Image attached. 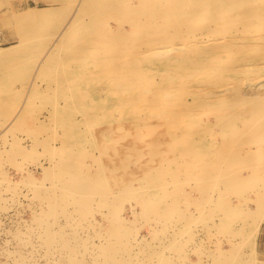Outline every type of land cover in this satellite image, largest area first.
<instances>
[{
    "label": "rangeland",
    "instance_id": "obj_1",
    "mask_svg": "<svg viewBox=\"0 0 264 264\" xmlns=\"http://www.w3.org/2000/svg\"><path fill=\"white\" fill-rule=\"evenodd\" d=\"M173 2L179 3L178 0H0V51H12L10 58L0 62V264H264V139H262V137L264 138V129H262L264 125V75L259 76L264 74V28L254 29L255 31L251 30L250 32L242 31V25L252 26L254 22L246 19L245 14L248 11L239 4V0H188L194 8L188 13L185 11V16L191 21L183 24L170 9L174 4ZM250 2L256 12H260L264 6V0H250ZM91 3H95L93 4L94 7L90 5ZM86 5H89V8L85 7ZM2 7H4L3 10H1ZM29 7L33 9L29 11ZM225 9L226 12L223 11ZM161 10L167 13L166 18L157 15V12ZM26 14L31 16L29 20L22 19ZM231 20L235 21V26H239L238 30L228 27V22ZM91 26L97 27L98 31H86ZM102 27L104 28L102 29ZM111 28L113 29L111 30ZM169 30L172 31L173 37L165 40L163 38L164 32ZM121 31H128L126 40L111 38V35L114 33L121 34ZM92 33L106 35L105 38L109 41L104 38L105 47L97 49V54H93L92 51L90 54L86 53L84 57L86 61L80 65H76V62L69 63L67 61L69 66L64 68L65 72L81 71L84 84H80L75 92L77 90L84 92L85 98L67 99L63 96L60 98L59 93L65 87L68 88V85L57 81L63 75L57 62L61 58L71 57L75 59L78 51L74 47L79 45V37ZM114 36L117 37V34ZM61 38H67L66 41L73 47L69 48L63 44L62 47L60 46L59 52L56 53L58 58L55 56V59L57 61L51 66L40 67L39 61L47 56V50L51 45L61 41ZM226 42H229L230 45H226ZM162 46H166L169 52L156 57L155 49ZM141 50L144 52L138 53ZM178 52L201 56L198 67L195 66L193 73H190L191 75L187 74L185 69L180 70L182 68L180 65L178 66L179 71L176 72L166 67V71H164V67L149 63L156 62L158 59L164 60ZM147 53L149 55L145 56ZM133 67L144 68L140 80L136 78L129 86L125 83L120 84L116 79H113V85L108 86L110 82L107 78L111 79V76L107 77V75L111 70L119 71ZM163 71L169 72L166 74ZM219 75L220 81L218 80ZM127 80L130 82V77H127ZM117 83L119 86H123L118 88ZM155 84L158 85V88H155L157 95L152 100L149 93L154 90ZM124 87L131 88L128 92L129 97H127L126 92L122 91L125 89ZM138 90L141 91L138 92ZM251 93L253 96H250ZM247 94L252 98L247 99ZM127 99L134 100V103L127 106L124 103L128 101ZM23 100L27 101L24 109V111L28 110L27 113L19 117L16 122L11 123L10 121L15 117L17 108ZM55 102L63 109V115L69 113L75 121L79 123L84 121L86 125H88L86 120H89L90 110H95L96 116L90 125V129L85 131L88 126L83 123L80 125L81 131L86 136L84 139L76 141L74 147L72 146L73 151H76L78 156L79 162L76 170L80 175H89L96 171L102 163H106V160L108 162V158L100 153V149L95 147V137L98 133L109 130V119L117 118L120 121L110 125L116 128L113 129L115 131L107 132V135L103 133L109 142L116 140L123 134L126 138H122L119 145L126 146L129 143L145 149L150 143L159 142L162 136V142L165 143L168 152H171L174 149L179 151L178 149L181 148L179 144H177L178 146L175 145L174 139L176 135L182 137V133L184 147L189 146L190 150L195 152L196 158L194 160L200 162L199 165L203 163L215 165L219 162L218 155L220 156L221 151L223 155H226L227 160L221 165L222 167H219L221 169L214 168L219 173L212 170L213 168L208 170L210 180L209 175H204L207 170H204L202 166L189 169L188 174H186L185 166H182L183 170L181 168L180 173H183L180 174V179L186 181L183 182L182 180V184L176 188L178 192L170 196V200H168L169 202L175 201L176 205L179 203L177 207L183 212L180 211L182 214L176 213V216L172 214L171 218L159 217L152 209L143 208L139 203L140 194L137 192L132 194L133 196L121 197L120 203L116 202L115 207H121L124 202L122 213L131 218L129 205L131 204L137 212L136 221L135 223L131 222L130 225L133 229L126 234V238L124 236L115 238L118 242L114 246V259H120L108 261L107 254L104 255L101 251V248L108 245V241L104 239L108 237V233L103 235L109 226V223L103 218V214L108 212L106 207H101L100 204L93 206L95 204L93 203L92 209L94 210L90 207L86 211L87 213L81 212V214L73 212L75 209L70 206L60 205L56 211V209H51V205H48L46 196L47 194L48 196L51 195L44 191L55 187L57 185L55 182L60 183L62 181L59 178L54 180L51 176L40 175L38 172L39 165L40 163L48 164L47 162L53 160V157L58 159L65 156L62 153L56 156L57 153L54 154V151L51 150L52 145L59 147L65 139V128L61 125L59 112H55ZM255 108L260 109V111H255ZM158 115L161 117L156 118ZM142 117L144 119L151 118L152 121L148 120L147 123L157 124L153 125L157 131L153 132L148 127L142 126L143 122L138 120ZM174 121L178 124H175ZM9 122L12 126L6 129L5 127ZM159 122L160 124L163 123L160 128ZM122 125L124 130L121 129ZM208 127H211L213 132L209 131L211 128L208 129ZM246 128L254 130L253 133L255 134L250 135L251 130ZM243 129L245 131L242 134H245L246 139L243 135L238 137ZM259 131L263 132L259 133ZM246 133L250 135L249 138ZM257 134L262 135V137ZM237 137L241 141L243 138V142L240 140L237 142L238 145L235 143V140H238ZM14 139L20 140L26 147L20 149L13 142ZM246 141L248 144L250 143L249 146L244 143ZM143 142L144 144H141ZM188 142L190 144L187 145ZM241 144L244 146L241 147ZM221 145L227 147L223 149ZM235 145L241 147L242 152ZM94 153L96 154L94 155ZM243 153H246L245 155L248 153V155L245 156ZM237 154L238 156L242 155V161L237 159L240 158L237 157ZM229 156L232 158L230 159ZM235 156L238 162L234 161ZM246 157L247 159H243ZM255 158H258V161ZM233 162H237V164L235 165ZM136 164L132 165L129 170H124L117 178V180L119 179L116 180L117 185L120 188L117 187L116 189L140 188L144 185L148 176L144 172L141 161ZM224 167L226 169H223ZM258 167L260 168L258 169ZM23 169L33 172L35 176L37 175L38 180L34 182L26 180V173ZM204 176L206 177L204 178ZM197 177L202 182L204 181L205 185L200 183V179ZM195 179H199L198 182ZM204 179L207 180L208 184L210 183L208 186ZM217 179L220 181L218 182ZM34 183L37 184V187H33ZM212 183H216L215 185L218 187ZM197 185L202 186L198 189ZM41 186H47L45 187L47 189ZM207 188L210 192L207 191ZM41 191L43 194L40 193ZM204 192L208 194L202 195ZM223 193L225 196L222 198ZM195 194L202 195L203 197H200L205 201H201L200 197ZM25 197L27 199H24ZM204 197L205 199H203ZM200 202L201 205L197 204ZM206 202L211 209L208 206L205 208ZM198 205H200L199 208ZM202 205L208 209V213ZM188 209H190L189 212ZM200 209H203L208 215ZM37 210L43 212L40 213ZM66 210L69 214L66 213ZM210 210L214 211L213 214ZM49 211L54 213L50 214ZM200 212L202 215L199 216L198 213ZM209 214H212L213 217ZM209 216L210 218L207 219ZM93 217L97 219V223L96 221L91 222ZM188 217L190 218L187 221ZM170 219L172 221H169ZM259 220L261 221L257 227L255 221L257 223ZM195 221L197 222L195 223ZM77 222H80L81 225ZM189 226L190 228H188ZM49 229L54 232L56 230V233L59 234L50 233L49 236ZM135 229H139L144 239L138 247H131L128 237L130 238L135 233ZM98 232L102 233L98 236ZM60 235H64L66 238L67 247L65 248L61 247ZM168 235L169 237H167ZM86 241L93 243L92 246L88 242L85 243ZM96 242H99V246L96 245ZM104 244L106 245L104 246ZM173 246L174 248H172ZM194 252L195 254H193ZM91 258L92 261H95L92 262ZM124 258L128 261L126 262Z\"/></svg>",
    "mask_w": 264,
    "mask_h": 264
},
{
    "label": "bare ground",
    "instance_id": "obj_2",
    "mask_svg": "<svg viewBox=\"0 0 264 264\" xmlns=\"http://www.w3.org/2000/svg\"><path fill=\"white\" fill-rule=\"evenodd\" d=\"M174 1H177V0H174ZM179 1V3H174L172 6H171V10L175 13V16H176V18H178L179 20H180V23H187V22H190L191 21V19L190 18H187L185 15H186V13H185V11L188 13V11H190L191 9H193L194 8V6L192 5V4H190L189 2H188V0H178ZM78 2V1H77ZM111 2V1H110ZM162 2V1H161ZM169 3V2H168ZM78 4V3H77ZM93 4H95V3H91L90 5H92L93 6ZM129 4V3H128ZM170 4V3H169ZM169 4H168V6H169ZM172 4V3H171ZM181 4V5H180ZM183 4V5H182ZM239 4L241 5V6H243V7H245L246 9H247V11L248 12H246V14H245V16H246V19L247 20H252L251 22L253 23L254 22V24L252 25V26H250V25H242L241 26V28H242V31L244 32H250L251 30H254V29H261L262 27L264 28V6L261 8V10H260V12H256V10H254L253 9V6H252V4H251V2H250V0H239ZM89 6V5H88ZM87 5L85 6V7H88ZM100 6V5H99ZM108 6V5H107ZM140 6V5H139ZM94 7V6H93ZM101 7V6H100ZM261 7V6H260ZM89 8V7H88ZM90 8H91V6H90ZM112 8V7H111ZM31 9H33V8H30L29 7V11L31 10ZM168 9H169V7H168ZM89 10V9H88ZM224 12H226L227 10L225 9V10H223ZM85 12V11H84ZM83 12V13H84ZM88 12H90V11H88ZM93 12V11H92ZM145 12V11H144ZM259 13V14H258ZM155 15V14H154ZM157 15L159 16H162L163 18H166L167 17V13L164 11H159V12H157ZM237 17V16H236ZM31 18V16L30 15H24V17H22V19L23 20H29ZM184 18H187V19H184ZM131 19V18H130ZM109 21V20H108ZM115 21V20H114ZM116 22V21H115ZM133 22H135L134 20H133ZM137 24V23H136ZM135 24V25H136ZM228 27L229 28H231V29H233V30H238V28H239V26L237 27V26H235L234 24H236L235 23V21L234 20H231L230 22H228ZM232 25H234V26H232ZM104 27H102V29H103ZM108 28H110V27H108ZM107 28V29H108ZM121 28V27H120ZM136 28V27H135ZM135 28H133V30H135ZM64 29V28H63ZM113 28H111V30H112ZM130 29H132V28H130ZM183 29V28H182ZM181 29V30H182ZM231 29H227V30H231ZM101 30V29H100ZM111 30H108L109 32L111 31ZM116 30H119V29H116ZM86 31H91V32H96V31H98V29H97V27H93V26H91V27H88V29H86ZM120 31V30H119ZM118 31V32H119ZM125 31V30H124ZM122 32L121 31V34H119V33H114V34H117V37L116 36H114V34L113 35H111V38H118V39H124V40H126L127 38H128V34H127V32L128 31H130V30H128L127 32ZM132 31V30H131ZM255 31V30H254ZM61 32V31H60ZM63 32V31H62ZM130 33V32H129ZM137 34V32L135 33V35ZM173 33H172V31H166V32H164V39L165 40H169V39H171L172 37H173V35H172ZM197 34V33H196ZM83 35V34H82ZM84 36V35H83ZM83 36H81V37H79V45H77L76 47H74L75 49H76V51H78V54H77V56H76V58L74 59V58H71V57H69V58H67V59H60V60H58V62H57V64H58V66L60 67V70L62 71V74L63 75H61V78H59L57 81H59L61 84H66V85H68V88H66L65 87V89L61 92V93H59V96H60V98H62L61 96H63V97H65V98H82V97H84L86 94L84 93V92H79L78 90L75 92V90H76V88L80 85V84H84L83 83V75H82V73H81V71L80 70H77L76 72H74V71H72V72H65L66 70L64 69L66 66H69V63H73V62H76V65H80V64H82V63H84L86 60H85V55H86V53L88 54H90V52L92 51L93 52V54H97L96 52H98V51H96L97 49H101V48H104L105 47V45H106V42H105V37H106V35L105 34H95V33H92V34H85V36L83 37ZM130 36H133V35H130ZM148 37V36H147ZM147 37H146V40H147ZM150 37V36H149ZM254 37V36H253ZM56 38H58V37H56ZM105 38V39H104ZM227 38V37H226ZM62 39V38H61ZM203 39H204V37H203ZM56 40V39H55ZM60 40V39H59ZM67 40V38H65V39H62L61 41H57V42H54L53 43V45H51V47L47 50V56L44 58V59H41V61H39L40 63H39V65H40V67H47V66H51V64L52 63H55L56 61H57V59H55V56L58 58V56L56 55V53L57 52H59V49H60V46L62 47L63 46V44H65V46H67V47H69V48H71V47H73L72 45H69V43L66 41ZM69 40H73V39H69ZM107 40V39H106ZM223 40V39H222ZM107 41H109V40H107ZM135 41V40H134ZM153 42H154V40H153ZM186 42V41H185ZM151 43V42H150ZM180 43V42H179ZM179 43H177V44H179ZM197 43V42H196ZM181 44V43H180ZM179 44V45H180ZM116 45V44H115ZM173 45H175V44H173ZM172 45V46H173ZM193 45V44H192ZM226 45H230V43L229 42H226ZM141 46V45H140ZM176 46V45H175ZM181 46V45H180ZM180 46H178L179 48H180ZM184 46V45H183ZM226 47V46H225ZM199 49H201V48H199ZM151 50H153L152 48H151ZM156 50V52H155V54H156V57H158V56H161V55H164V54H166V53H168L169 52V50H168V48L166 47V46H162V47H158V48H156L155 49ZM144 51H139L138 53H143ZM11 53H12V51H10V50H6V51H0V62L1 61H4V60H6V59H8V58H10L11 57ZM46 54V53H45ZM138 55V54H137ZM149 54L147 53V54H145V56H148ZM151 55V54H150ZM40 57V56H39ZM106 58H108V57H106ZM201 58V56L200 55H196V54H192V53H186V54H181V53H177V54H175V55H172V56H170V57H167L166 59H164V60H159L158 59V61H152V62H149L151 65H154V64H158V65H160V66H162V67H164V71H166L165 69L167 68V69H172L173 71H179V68H178V66L180 65V66H182V68L180 69V70H182V69H185L186 70V73L187 74H190L191 72L193 73V71H194V68H195V66L196 67H198V64H199V62H200V59ZM84 59V60H83ZM127 59V58H126ZM256 60V59H255ZM260 60V59H259ZM259 60H258V62H259ZM262 60V59H261ZM69 63H68V62ZM254 61V60H253ZM256 62V61H255ZM38 63V62H37ZM260 63V62H259ZM128 64V63H127ZM98 65V64H97ZM260 65V64H259ZM36 66V65H35ZM244 66V65H243ZM166 67V68H165ZM221 67V66H220ZM218 68V67H217ZM35 69V68H34ZM33 69V70H34ZM144 69V68H143ZM143 69H141V68H135V67H133V68H124V69H118L119 71H110L109 73H108V75H107V77L109 76H111V79L110 78H107V80H108V82H110V85H108L109 87H111L113 84V79H116L117 81H118V83H120V84H128L129 86H130V84H132V82H134V80L137 78L138 80H140L141 79V77L143 76ZM204 69V68H203ZM198 70V69H197ZM163 71V72H164ZM211 71H213V70H211ZM216 71H217V69H216ZM168 72L169 71H167V72H164V73H166V74H168ZM214 72V71H213ZM264 72V71H263ZM212 73V72H211ZM213 74V73H212ZM215 74V73H214ZM170 75H172L173 76V74H170ZM191 75V74H190ZM264 74H262V75H259L260 77L261 76H263ZM162 76V75H161ZM160 76V77H161ZM199 76V75H198ZM127 77H130V82H129V80H127ZM168 77V76H167ZM178 77H180V76H178ZM216 77H217V75H216ZM214 78H215V76H214ZM220 75H219V77H218V80L220 81ZM239 78V77H238ZM32 79V78H31ZM102 79H104L103 77H102ZM101 79V80H102ZM106 80V79H105ZM87 81V80H86ZM159 81V80H158ZM225 81V80H224ZM180 82H181V80H180ZM236 82H237V80H236ZM242 82H243V80H242ZM118 83L116 84V85H118ZM86 84V83H85ZM178 84H180V83H178ZM31 85V84H30ZM115 84H114V86L115 87H117ZM227 85V84H226ZM123 86V85H122ZM122 86H119L118 85V88L119 87H122ZM158 85H156L155 84V86H154V90L151 92V93H149L150 94V98L153 100V98H155V96L157 95V92H156V90H155V88H158L157 87ZM151 87H153V86H151ZM195 87H197V86H195ZM125 88V87H124ZM130 87H128V88H125V89H122V91H124V92H126L127 94V97H129V95L130 94H128V92L130 91V89H129ZM188 89H189V87H187ZM136 89V88H135ZM176 89V88H175ZM207 89V88H206ZM253 89V88H252ZM137 90V89H136ZM139 91H141V90H138V92ZM147 92H148V90H146ZM247 91V90H246ZM256 91H257V89H256ZM136 92V91H135ZM150 92V91H149ZM196 92V91H195ZM245 92V91H244ZM262 92V91H261ZM245 94V93H244ZM252 94V93H251ZM260 94V93H259ZM258 94V95H259ZM26 95V94H25ZM58 95V94H57ZM116 95V94H115ZM250 95V94H249ZM247 96H248V94H247ZM250 96H253V94L252 95H250ZM250 96H248L247 97V99H249V98H252V97H250ZM85 98V97H84ZM143 98V97H142ZM146 98V97H145ZM138 99V98H137ZM140 99V98H139ZM144 99V98H143ZM142 99V100H143ZM90 100V99H89ZM92 100V99H91ZM128 101L127 102H124L127 106H130L132 103H134V100H130V99H127ZM93 101V100H92ZM160 101V100H159ZM144 102V101H143ZM149 102V101H148ZM155 102V101H154ZM174 102V101H173ZM26 104H27V101L26 100H23L21 103H20V105L18 106V108H17V111H16V115H15V117L12 119V121H10L11 123L12 122H16L18 119H19V117H21V116H23L24 114H26L27 113V111L28 110H26V111H24V109H25V107H26ZM55 104V112L56 113H58L59 112V115H60V121H61V125H63L64 127L63 128H65V132H64V137H65V139H64V142H62L61 144H60V146L58 147V146H54V145H52L53 146V148H51V150H53L54 152V154L55 153H57V154H55L56 156H58L59 154H64L65 156L64 157H60V156H62V155H60L59 157L60 158H58V159H54V157H53V160H49L47 163L48 164H43V163H40V167L38 168L39 170H38V172H39V174L40 175H42V176H51V177H53L54 178V180L55 179H60V181H62V182H60V183H57V182H55V187H53V188H49V189H47V188H45V187H47V186H45V187H43V186H41L42 188H45V189H47L46 191H44V192H46V193H49V195H51V196H48V194H47V196H46V198L48 199V205H51L50 207H51V209L52 210H55L57 207H59L60 205H65V206H67V207H73L75 210L73 211V212H78V213H81V212H86L90 207H91V209H92V204L93 203H95L93 206H95L96 204L97 205H101V207L102 206H104V208L106 207L108 210V212L107 213H105V214H103V218L104 219H106V221L109 223V226L107 227V229L104 231L105 232V234H103V235H106V232L108 233V237H105L104 239L106 240V241H108V245L106 246V247H103V248H101L102 250V252L104 253V255H106V257L109 259L108 261H113V259H114V246H116L115 244L118 242V241H116V239L117 238H120V237H125L126 236V234H128V233H130V231L133 229L132 227H131V222H134L135 223V216H136V210H135V208H134V206H132L131 204H129L130 205V215H131V218H129V217H126V216H124V214L122 213L123 212V210H124V208H123V203L121 204V207H115V203L116 202H119L120 201V199H122L121 197H123V196H131L132 194H134L135 192H137V193H139L140 194V196H139V203L142 205V207L143 208H148V209H152L153 210V212H156V214H158L157 216H159V217H163V218H166V217H170L172 214L173 215H175L176 216V213H178V212H180V211H182L183 212V210H179V208L177 207L178 205H179V203H178V205H176V202L175 201H172V202H169V200H170V196H173V194H176V192H178V190L176 189V188H178V185H181L182 184V180L183 179H180V174L181 173H183V172H181L180 173V170H181V168H182V166H185V171L187 170V172H186V174H188L189 173V169H194L195 167L196 168H200V166H202V168H204V170L206 169L207 171L204 173V171H203V173H204V175H209V180H210V173L208 172V170H210V169H212V170H215L214 168L216 167L218 170L219 169H221V168H219V167H222L221 165L222 164H224L225 162H226V160H227V157H226V155H223L222 154V151L220 152V156L218 155V157H219V159H218V161L219 162H217L215 165H212V164H209V163H203L202 165H199V163L200 162H196L194 159L196 158V156L194 155L195 154V152L193 151V150H190V147L189 146H187V148H185L184 147V143H183V141L184 140H182L183 138V134L181 133V135H182V137H180V136H178V135H176V137H175V139H174V143H175V145H177V144H179L180 146H181V148H179L178 150L179 151H177L176 149H174V150H172V148H169V149H171L172 151L171 152H168V150L166 149V147H165V143L164 142H162V136H161V139H160V141L159 142H157V143H150V145L149 146H147V147H145V149H143V148H139V147H137L136 145V147L135 146H133V145H131V144H129V143H127V145L125 146V145H119V143H121L122 142V138L124 139V138H126L123 134L121 135V136H124V137H121V136H119V137H117V139L116 140H112V141H108V139H107V137H106V133L107 132H110V131H115V130H113V129H116V128H113L112 126H110V125H112V124H115L116 122H118V121H120L119 120V118H117V119H109V130H104V132L103 133H105V134H103V133H98V135H96V137H95V140H96V148H98V149H100V153H102V154H104L105 155V157H107L108 158V162H107V160H106V163L104 162V163H102L101 164V166H99L97 169H96V171H94V172H92L91 174H89V175H80V174H78V172H77V170H76V168H77V164H78V156L76 155V151H73L74 149L72 148V146L74 147V143L76 142V141H80V140H82V139H84V137L86 136L82 131H81V129H80V125H82V123L85 125V126H88V129H86L85 131H87V130H89L90 129V125L92 124V121H94V118H95V116H96V113H95V110L94 109H91L90 111V113H89V120H86V123L88 124V125H86L85 124V122L84 121H80L81 123H79V122H77V121H75L73 118H72V115L71 114H69V113H66V115H63V109L59 106V104L57 103V102H55L54 103ZM120 104V103H119ZM124 104V105H125ZM140 104V103H139ZM153 104V103H152ZM151 104V105H152ZM171 106V105H170ZM175 106V105H174ZM179 106V105H178ZM88 107V106H87ZM90 107V106H89ZM133 107V106H132ZM134 108V107H133ZM136 108V107H135ZM166 108V107H165ZM211 108V107H210ZM141 109V108H140ZM147 109V108H146ZM146 109H145V111H146ZM156 109H158V108H156ZM139 110V109H138ZM169 110V109H168ZM171 110H172V108H171ZM171 110H170V112H171ZM258 109H256L255 108V111H257ZM67 111V110H66ZM133 111V110H132ZM176 111V110H175ZM236 111H237V109H236ZM258 111H260V109L258 110ZM187 112V111H186ZM223 112V111H222ZM248 112V111H247ZM49 113H51V111H49ZM133 113V112H132ZM157 113V112H156ZM95 114V115H94ZM97 114H99V113H97ZM158 114H160L159 112H158ZM169 114V113H168ZM215 115H217L216 113H214ZM137 115V114H136ZM140 115H141V113H140ZM153 116V115H152ZM155 116V115H154ZM160 115H158V116H156V118H158ZM172 116V115H171ZM219 116V115H218ZM161 117V116H160ZM159 117V118H160ZM173 117V116H172ZM222 117V116H221ZM242 117V116H241ZM262 117H263V115H262ZM261 117V118H262ZM215 118V117H214ZM244 118V117H243ZM189 119H190V117H189ZM192 119V118H191ZM215 119H217V117L215 118ZM223 119V118H222ZM138 120L139 121H141V122H143L142 123V126H146V127H148L149 129H151L150 131H157L156 130V128H155V126H153V125H157V124H150V123H147L148 122V120H151V118L150 119H144L143 117L142 118H138ZM159 120V119H158ZM166 120V119H165ZM169 120V119H168ZM138 121V122H139ZM152 121V120H151ZM157 121V120H156ZM8 123L7 125H6V129L8 128V127H10V126H12V124L11 123ZM175 122V124L177 123L176 121H174ZM188 122H190V121H188ZM218 122V121H217ZM128 123V122H127ZM133 123V122H132ZM147 123V124H146ZM153 123V122H152ZM157 123V122H156ZM168 123H169V121H168ZM171 124H172V122H170ZM215 123V122H214ZM254 123V122H253ZM125 124V123H124ZM161 124H163V123H161ZM161 124H160V122H159V128H160V126H161ZM166 124V123H165ZM171 124L169 125V127L171 126ZM174 124V123H173ZM174 124V125H175ZM178 124V123H177ZM255 124V123H254ZM125 125H127V124H125ZM103 126H105V125H103ZM123 126V125H122ZM121 126V127H122ZM163 126V125H162ZM161 126V127H162ZM191 126V125H190ZM213 126H214V124H213ZM253 126V125H252ZM251 126V127H252ZM98 127H100V126H98ZM212 127V126H211ZM210 127V128H211ZM126 128V127H125ZM127 128H129V127H127ZM187 128V127H186ZM185 128V129H186ZM190 128V127H189ZM209 127H208V129H210ZM248 128H249V126H248ZM248 128H246V129H248ZM253 128V127H252ZM255 128V127H254ZM122 130H124V126L121 128ZM138 129V128H137ZM136 129V130H137ZM163 129V128H162ZM191 129V128H190ZM262 129H264V125L262 126ZM93 130H94V128H93ZM118 130H119V128H118ZM134 130V129H133ZM159 130V129H158ZM173 130V129H172ZM207 130V129H206ZM214 130V129H213ZM249 131H250V135H253V134H255V133H253V132H255L254 130L252 131V129H248ZM256 130V129H255ZM81 131V132H80ZM95 131H97L96 129H95ZM130 131V130H129ZM171 131V130H170ZM208 131V130H207ZM209 131H212V128L209 130ZM208 131V133L210 134V132ZM242 132L241 133H239V136L238 137H242V135H243V137H245L244 135L245 134H242L243 133V131H245L244 129L243 130H241ZM249 131H246V132H248L249 133ZM56 132V131H55ZM120 132H122L121 130H120ZM123 132H126V131H123ZM131 132V131H130ZM163 132H164V130H163ZM174 132V131H173ZM213 132V131H212ZM238 132V131H237ZM251 132H252V134H251ZM256 132H258V131H256ZM263 131H259V133H262ZM127 133V132H126ZM129 133V132H128ZM150 133V132H149ZM149 133H148V135H149ZM215 133V132H214ZM248 133H246V135L248 134ZM47 134V133H46ZM240 134H241V136H240ZM136 135V134H135ZM139 135V134H138ZM141 135V134H140ZM143 135V134H142ZM145 135V134H144ZM238 135V134H237ZM249 134H248V138H249V136H250ZM257 135H260V134H257ZM130 136V135H129ZM190 136V135H189ZM232 136V135H231ZM114 137V136H113ZM142 137V136H141ZM146 137V136H145ZM169 137V136H168ZM188 137V136H187ZM211 137V136H210ZM223 137H224V135H223ZM238 137H237V139H238ZM259 137H262V135H260ZM247 138V139H248ZM139 139V141H140V138H138ZM187 139V138H186ZM229 139H231L232 140V138H229ZM236 139V138H235ZM245 139H246V137H245ZM262 139H264L263 137H262ZM149 140V139H148ZM151 140H153V139H151ZM155 140V139H154ZM159 140V139H158ZM166 140V139H165ZM241 141V139L239 138L238 140H235L236 142V144H237V142H240ZM150 141V140H149ZM194 141H195V139H194ZM245 141V140H244ZM14 143H16L17 145H18V147L20 148V149H23L24 147H26V146H24L23 144H22V142L20 141V140H18V139H14V141H13ZM190 142H192L191 140H190ZM190 142H188L187 143V145L188 144H190ZM231 142V141H230ZM229 142V143H230ZM241 142H243V138H242V141ZM250 142V141H249ZM260 141L258 140V143H259ZM124 143V142H123ZM192 143H194V142H192ZM223 143V142H222ZM233 144H234V142H232ZM232 143H231V146H232ZM245 144L247 143V141L246 142H244ZM253 143V142H252ZM251 143V144H252ZM141 144H144V142L143 143H141ZM239 144V143H238ZM237 144V145H238ZM248 144V143H247ZM49 145H51V144H49ZM167 145V144H166ZM195 145V144H194ZM237 145H235V146H237ZM250 145V143L248 144V146ZM86 146V145H85ZM139 146V145H138ZM178 146V145H177ZM196 146V145H195ZM194 146V147H195ZM222 146V145H221ZM230 146V145H229ZM244 145H242L241 144V147H243ZM246 146V145H245ZM247 146V147H248ZM88 147V146H87ZM173 147V146H172ZM225 147H227V146H225ZM225 147H223L222 146V148L223 149H225ZM233 147V146H232ZM237 147H239V146H237ZM241 147H239V149L241 148ZM32 149H33V147H31ZM30 148V149H31ZM196 148H197V146H196ZM26 149V148H25ZM30 149H29V151H30ZM95 149V148H94ZM97 150V149H96ZM19 151V150H18ZM218 151V150H217ZM233 151H235V150H233ZM238 150H236V152H237ZM240 151H241V149H240ZM49 152V151H48ZM50 152H52V151H50ZM232 152V151H231ZM235 152V153H236ZM239 152V151H238ZM242 152V151H241ZM226 153V152H225ZM46 154H48V153H46ZM96 153H94V155H95ZM227 154H228V151H227ZM239 154H240V152H239ZM244 154V153H243ZM246 154V153H245ZM244 154V155H245ZM54 155V156H55ZM232 155V154H231ZM243 155V156H244ZM247 155H248V153H247ZM247 155H245V156H247ZM48 156H51V155H48ZM53 156V155H52ZM228 156V155H227ZM250 156H251V154H250ZM201 157H202V155H201ZM230 157V159L233 157V155H232V157L231 156H229ZM237 157H240V158H237V159H239V160H241V158H242V155H240V156H238V154H237ZM42 158V157H41ZM57 158V157H56ZM87 158V157H86ZM203 158V157H202ZM205 158V157H204ZM252 158V157H251ZM243 159H247V157L246 158H243ZM253 159H254V157H253ZM256 159V158H255ZM258 159V158H257ZM256 159V160H257ZM44 160V159H43ZM204 160V159H203ZM216 160V159H215ZM236 160V156H235V158H234V161ZM85 161V160H84ZM102 161V160H101ZM139 161H141V164H143V169L145 170L144 172H146V174H147V179H146V181H145V183H144V185L143 186H141L140 188H131V187H128V189H124V190H119V189H116L117 187H119L118 185H117V181L119 180H117V178L122 174V172L124 171V170H129L130 169V167L132 166V165H135L136 163H138ZM237 161V160H236ZM242 161V160H241ZM255 161V160H254ZM253 161V162H254ZM258 161V160H257ZM41 162V161H40ZM204 162V161H203ZM208 162V161H207ZM212 162V161H211ZM210 162V163H211ZM230 162V161H229ZM238 162V161H237ZM237 162H233L235 165L237 164ZM261 162V161H260ZM45 163V162H44ZM94 163V162H93ZM197 163V164H196ZM219 163V164H218ZM246 163H247V161H246ZM256 163V162H255ZM240 164H241V162H240ZM244 164V163H243ZM254 164V163H253ZM264 164V163H263ZM88 165H89V163H88ZM94 165V164H93ZM196 165V166H195ZM256 165V164H255ZM136 166H138L137 164H136ZM230 166V165H229ZM248 166V165H247ZM254 166V165H253ZM258 166V165H257ZM260 166V165H259ZM23 167V166H22ZM231 167V166H230ZM246 167V166H245ZM245 167H243V168H245ZM21 168V167H20ZM195 168V169H196ZM254 168H256L255 166H254ZM260 167H258V169H259ZM223 169H226L225 167L223 168ZM222 169V170H223ZM249 169V168H248ZM263 169H264V167H263ZM88 170V169H87ZM182 170H183V168H182ZM231 170H232V168H231ZM230 170V171H231ZM235 170V169H234ZM241 170V169H240ZM247 170V169H246ZM245 170V171H246ZM262 170V169H261ZM23 171L26 173V180H28V181H32V182H34V181H36V180H38V178L34 175V173L33 172H31V171H29V170H27V169H23ZM22 171V172H23ZM233 171V170H232ZM232 171L230 172V173H232ZM239 171V170H238ZM134 172V171H133ZM190 172H192V171H190ZM215 172L216 173H219L217 170H215ZM221 173H222V171H220ZM263 172V171H262ZM139 173H140V171H139ZM200 173H201V170H200ZM226 173V172H225ZM227 173H229V172H227ZM250 173V172H249ZM138 174V173H137ZM184 174H185V172H184ZM185 174V175H186ZM192 174V173H191ZM234 174H236V173H234ZM240 174V173H239ZM248 174V173H247ZM220 175V174H219ZM190 176V175H189ZM188 176V177H189ZM194 176H196V175H194ZM206 176H204V178L206 177ZM244 176V175H243ZM187 177V178H188ZM202 177V176H201ZM215 177H217V176H215ZM214 177V178H215ZM245 177V176H244ZM244 177H243V179H244ZM24 178H25V175H24ZM185 178V177H184ZM193 178V177H192ZM197 178H199V177H197ZM213 178V177H212ZM213 178V179H214ZM200 179V178H199ZM199 179H195L196 180V182H198L197 180H199ZM206 179H208V178H206ZM212 179V180H213ZM220 180L222 179V178H219ZM42 180V179H41ZM117 180V181H116ZM180 180H181V182H180ZM205 180V179H204ZM218 180V179H217ZM220 180H218V182L220 181ZM224 180V179H223ZM245 180H247V179H245ZM58 181V180H57ZM126 181V180H125ZM184 181H186V180H183V182ZM200 181V183L202 182V180L200 179L199 180ZM206 181V185L208 186L209 184H208V182H207V180H205ZM216 181V180H215ZM52 182L54 183V181L52 180ZM120 182H121V179H120ZM123 182V181H122ZM195 183V182H194ZM202 183H204V181L202 182ZM222 183V182H221ZM241 183H244V182H241ZM30 184V183H29ZM28 184V185H29ZM195 184H199V183H195ZM212 184H214V183H212ZM216 184V183H215ZM214 184V185H215ZM238 184V183H237ZM32 185V184H31ZM34 186L33 187H35L36 185H35V183L33 184ZM48 185V184H47ZM203 185H205V183L203 184ZM213 185V186H214ZM220 185V184H219ZM53 186H54V184H53ZM202 186V185H201ZM201 186H198L197 185V188L199 189ZM212 186V187H213ZM215 186H217V185H215ZM32 187V188H33ZM37 187V186H36ZM218 187V186H217ZM120 188V187H119ZM215 188V187H214ZM37 189H39V188H37ZM180 189V188H179ZM182 189V188H181ZM197 189V190H198ZM208 190L207 191H209V188H207ZM215 189H217V188H215ZM219 189V188H218ZM205 191H206V189H204ZM210 190H211V188H210ZM255 190V189H254ZM200 191V190H199ZM202 191H203V189H202ZM213 191V190H212ZM220 191V190H219ZM251 191H253V190H251ZM183 192H184V190H183ZM198 192V191H197ZM210 192V191H209ZM224 192V191H223ZM40 193H42V191L40 192ZM202 193V192H201ZM206 192H204L202 195H205L206 196V194H208V193H206ZM226 193V192H225ZM234 193V192H233ZM252 193V192H251ZM43 194V193H42ZM199 194H200V192H199ZM211 194V193H210ZM26 195V194H25ZM67 195V196H66ZM196 195V194H195ZM198 195V194H197ZM196 195V196H197ZM202 195H200L201 197H203ZM216 195V194H215ZM228 195V194H227ZM257 195V194H256ZM31 196V195H30ZM39 196V195H38ZM133 196V195H132ZM176 196V195H175ZM180 196V195H179ZM183 196V195H182ZM191 196V195H190ZM199 195H198V197H200ZM211 196V195H210ZM223 196H225L224 195V193H223V195L221 196L222 198H223ZM235 196V195H234ZM24 197V196H23ZM197 197V198H198ZM201 197L199 198V199H201ZM239 197V196H238ZM257 197V196H256ZM32 198V197H31ZM125 198V197H124ZM127 198V197H126ZM132 198V197H131ZM135 198V197H134ZM175 198H177V197H175ZM184 198V197H183ZM207 198V197H206ZM226 198V197H225ZM24 199H27L26 197L24 198ZM133 199V198H132ZM169 199V200H168ZM172 199V198H171ZM203 199H205V197L203 198ZM209 199H210V197H209ZM227 199V198H226ZM239 199V198H238ZM237 199V200H238ZM242 199V198H241ZM33 200V199H32ZM39 200V199H38ZM130 200V199H129ZM181 200H182V197H181ZM180 200V201H181ZM186 200V199H185ZM214 200V199H213ZM37 201V200H36ZM43 201V200H42ZM183 201H184V199H183ZM201 201H205V200H202L201 199ZM206 201L208 202V199H206ZM211 201V200H210ZM209 201V202H210ZM38 202V201H37ZM39 202H40V200H39ZM182 202V201H181ZM195 202V201H194ZM206 202V207L205 208H207V206L209 205L208 203ZM248 202V201H247ZM47 203V202H46ZM120 203V202H119ZM125 203H127V202H125ZM43 204V203H42ZM197 204H200L201 205V202L200 203H197ZM240 204V203H239ZM238 204V205H239ZM34 205V204H33ZM39 205H41V204H39ZM43 205H45V204H43ZM200 205H198V208L200 207ZM204 205V204H203ZM202 205V206H203ZM213 205V204H212ZM232 205V204H231ZM241 205V204H240ZM28 206V205H27ZM189 206V205H188ZM201 206V207H202ZM30 207V206H29ZM98 207V206H97ZM195 207V206H194ZM193 207V208H194ZM197 207V206H196ZM220 207V206H219ZM226 207V206H225ZM203 208H204V206H203ZM204 208V209H205ZM208 208H210L209 206H208ZM214 208V207H213ZM221 208H224V207H221ZM40 209H42L41 207H40ZM39 209V210H40ZM45 209V208H44ZM95 209H98V208H95ZM211 209V208H210ZM228 209V208H227ZM23 210V209H22ZM35 210V209H34ZM92 210H94V209H92ZM99 210V209H98ZM138 210V209H137ZM186 210V209H185ZM203 209H200V211H202ZM206 210V212L208 213V209H205ZM38 211V210H37ZM46 211V210H45ZM45 211H44V213H45ZM56 211H57V209H56ZM95 211H97V210H95ZM190 211V209H188V212ZM204 211V210H203ZM38 212H40V211H38ZM43 211H41L40 213H42ZM47 212V211H46ZM50 212V211H49ZM53 211H51L50 212V214L52 213ZM73 212H71V214L73 215ZM101 212V211H100ZM187 212V211H186ZM187 212V213H188ZM205 212V211H204ZM205 212V214H207ZM210 212H212V214H213V210H210ZM217 212H218V210H217ZM264 212V211H263ZM39 213V214H40ZM54 213V212H53ZM66 213H68V211L66 210ZM87 213V212H86ZM88 213H90V212H88ZM93 213V212H92ZM96 213V212H95ZM103 213H104V211H103ZM175 213V214H174ZM181 213V212H180ZM202 212H200V213H198V215L200 216V214H201ZM69 214V213H68ZM77 214V213H76ZM82 214V213H81ZM179 214V213H178ZM182 214V213H181ZM211 214V215H212ZM66 215V214H65ZM74 215H75V213H74ZM98 215V214H97ZM195 215V214H194ZM202 215V214H201ZM208 215V214H207ZM210 215V214H209ZM210 215V216H211ZM35 216V215H34ZM37 216V215H36ZM38 216H40V215H38ZM49 216V215H48ZM92 216H93V214H92ZM188 216V215H187ZM210 216L207 218V219H209L210 218ZM73 217V216H72ZM100 217H102V216H100ZM172 217V216H171ZM170 217V218H171ZM202 217V216H201ZM204 217H206L205 215H204ZM211 217H213V216H211ZM39 218H41V216L39 217ZM39 218H38V220H39ZM150 218V217H149ZM189 218L190 217H188V219H187V221L189 220ZM194 218H195V216H194ZM215 218V217H214ZM213 218V219H214ZM37 219V218H36ZM72 219V218H71ZM176 220L178 219V218H175ZM202 219H204L205 220V218H203L202 217ZM24 220V219H23ZM76 220V219H75ZM134 220V221H133ZM163 220V219H162ZM180 220H182V219H180ZM197 220V219H196ZM212 220V219H211ZM35 221H37V220H35ZM78 221H80V220H78ZM82 221V220H81ZM87 221V220H86ZM91 221V220H90ZM89 221V222H90ZM96 221V223H97V219H95L94 217L92 218V221L91 222H95ZM169 221H172L171 219L169 220ZM173 221H174V219H173ZM183 221V220H182ZM193 221V220H192ZM203 221V220H202ZM209 221V220H208ZM207 221V222H208ZM213 221V220H212ZM260 221L261 220H259L257 223H256V221H255V224H256V226L258 227L259 226V223H260ZM23 222V221H22ZM159 222H160V220H159ZM178 222V221H177ZM197 221H195V223H196ZM203 222H205V221H203ZM95 223V224H96ZM164 223V222H163ZM166 223V222H165ZM172 223V222H171ZM187 223V222H186ZM190 223H191V220H190ZM190 223H188V224H190ZM194 223V224H195ZM215 223V222H214ZM40 224H43V223H41L40 222ZM77 224H80V222H77ZM91 224V223H90ZM175 224V223H174ZM178 224V223H177ZM182 224V223H181ZM193 224V223H192ZM203 224H205V223H203ZM81 225V224H80ZM80 225H79V227H80ZM83 225V224H82ZM97 225H99V224H97ZM142 225V224H141ZM149 225H151V224H149ZM184 225V224H183ZM187 225V224H186ZM186 225H184V226H186ZM199 225V224H198ZM210 225V224H209ZM84 226V225H83ZM105 226V225H104ZM188 226V225H187ZM207 226V225H206ZM86 227V226H85ZM195 227V226H194ZM82 228V227H81ZM99 228V227H98ZM185 228V227H184ZM188 228H190V226L188 227ZM188 228H187V230H188ZM196 228V227H195ZM207 228V227H206ZM197 229V228H196ZM45 230V229H44ZM55 230V229H54ZM64 230V229H63ZM67 230V229H66ZM78 230V229H77ZM76 230V231H77ZM98 231H99V229H97ZM168 230V229H167ZM169 230H171V229H169ZM174 230V229H173ZM177 230V229H176ZM49 232H48V234H49V236L51 235V234H53V235H55V234H59V233H56L57 231L55 230V232L53 231V230H51V229H49L48 230ZM65 231V230H64ZM75 231V230H74ZM73 231V232H74ZM79 231H81V230H79ZM179 231V230H178ZM189 231V230H188ZM246 231V230H245ZM46 232V231H45ZM62 232V231H61ZM60 232V233H61ZM70 232V231H69ZM68 232V233H69ZM84 232V231H83ZM103 232V233H104ZM180 232H183V231H181L180 230ZM187 232V231H186ZM193 232V231H192ZM195 232V231H194ZM197 232V231H196ZM200 232V231H199ZM51 233V234H50ZM67 233V234H68ZM85 233H87V232H85ZM99 233V232H98ZM100 233H102V232H100ZM100 233L98 234V236L100 235ZM168 233V232H167ZM201 233V232H200ZM46 234V233H45ZM63 234V233H62ZM77 234V233H76ZM80 234V233H79ZM83 234V233H82ZM97 234V233H96ZM174 234V233H173ZM178 234V233H177ZM181 234V233H180ZM195 234V233H194ZM86 235V234H85ZM88 235V234H87ZM170 235H172V234H170ZM200 235V234H199ZM80 236V235H79ZM90 236V235H89ZM94 236V235H93ZM174 237H175V235H173ZM185 236V235H184ZM196 236V235H195ZM202 236V235H201ZM205 236V235H204ZM75 237V236H74ZM88 237V236H87ZM92 237V236H91ZM97 237V236H96ZM101 237H102V235H101ZM158 237V236H157ZM167 237H169V235L167 236ZM180 237V236H179ZM70 238V237H69ZM82 238V237H81ZM98 238V237H97ZM116 238V239H115ZM126 238V237H125ZM163 238H165V237H163ZM194 238V237H193ZM235 238V237H234ZM55 239H56V237H55ZM72 239V238H71ZM85 239H87V238H85ZM103 239V238H102ZM128 239H129V244H130V246L131 247H138V245L140 244V242L144 239V236H142L141 235V233L139 232V229H135V233L129 238L128 237ZM160 239H162V238H160ZM184 239V238H183ZM195 239V238H194ZM198 239V238H197ZM217 239V238H216ZM44 240V239H43ZM90 240H92V239H90ZM93 240H94V238H93ZM99 240V239H98ZM201 240V239H200ZM168 241V240H167ZM171 241V240H170ZM180 241H181V239H180ZM47 242V241H46ZM82 242V241H81ZM88 241H86L85 243H87ZM95 242V241H94ZM193 242L195 243V241L193 240ZM58 243V242H57ZM60 243H61V247H63V248H65V247H67V244H66V238H65V236L64 235H60ZM60 243H58V244H60ZM85 243H84V245H85ZM89 243V242H88ZM97 243V242H96ZM99 243V242H98ZM98 243L96 244L97 246H99L98 245ZM101 243V242H100ZM174 243V242H173ZM175 243H176V241H175ZM90 244V246H92V244L93 243H89ZM103 244V243H102ZM128 244V243H127ZM128 244V245H129ZM163 244V243H162ZM188 244V243H187ZM53 245V244H52ZM72 245V244H71ZM79 245H80V242H79ZM106 244H104V246H105ZM142 245V244H141ZM160 245V244H159ZM193 245V244H192ZM233 245V244H232ZM55 246V245H54ZM103 246V245H102ZM144 246H145V244H144ZM51 247V246H50ZM85 247H87V246H85ZM127 247V246H126ZM170 247V246H169ZM194 247V246H193ZM237 246L235 245V248H236ZM55 248V247H54ZM71 248H73V247H71ZM70 248V249H71ZM89 248V247H88ZM120 248V247H119ZM172 248H174V246L172 247ZM51 249H53V248H51ZM57 249V248H56ZM61 249V248H60ZM139 249V248H138ZM168 249V248H167ZM91 250V249H90ZM94 250V249H93ZM118 250V249H117ZM130 250V249H129ZM140 250V249H139ZM166 250V249H165ZM170 250V249H169ZM182 250H183V248H182ZM194 250H195V248H194ZM193 250V251H194ZM227 250V249H226ZM65 251V250H64ZM85 251V250H84ZM86 251H87V249H86ZM123 251H125V250H123ZM127 251V250H126ZM192 251V250H191ZM121 252V251H120ZM132 252V251H131ZM136 252V251H135ZM139 252V251H138ZM198 251L196 250V253H197ZM233 252V251H232ZM55 253V252H54ZM96 253V252H95ZM220 253H221V251H220ZM90 254V253H89ZM92 254H94V253H92ZM122 254V253H121ZM193 254H195V252L193 253ZM201 254V253H200ZM223 254V253H222ZM59 255H61V254H59ZM101 255V254H100ZM131 255V254H130ZM129 255V256H130ZM162 255V254H161ZM218 255V254H217ZM55 256V255H54ZM91 256H93V255H91ZM96 256V255H95ZM224 256V255H223ZM51 257V256H50ZM134 257V256H133ZM143 257V256H142ZM57 258H58V256H57ZM56 258V259H57ZM61 258H62V256H61ZM97 258V257H96ZM123 258V257H122ZM53 259V258H52ZM59 259H60V257H59ZM78 259V258H77ZM100 259V258H99ZM115 259H120V258H115ZM114 259V260H115ZM126 258H124V260H125ZM131 259V258H130ZM133 259V258H132ZM72 260V259H71ZM97 260V259H96ZM160 260H161V258H160ZM91 261H92V258H91ZM93 261H95V260H93ZM92 261V262H93ZM126 261V260H125ZM128 261V260H127ZM126 261V262H127ZM132 261V260H131ZM229 261V260H228ZM59 262V261H58ZM78 262V261H77ZM104 262V261H103ZM118 262V261H117ZM62 263V262H61ZM111 263V262H110ZM86 264V263H85Z\"/></svg>",
    "mask_w": 264,
    "mask_h": 264
},
{
    "label": "crops",
    "instance_id": "obj_3",
    "mask_svg": "<svg viewBox=\"0 0 264 264\" xmlns=\"http://www.w3.org/2000/svg\"><path fill=\"white\" fill-rule=\"evenodd\" d=\"M4 7L1 8V10H3Z\"/></svg>",
    "mask_w": 264,
    "mask_h": 264
}]
</instances>
